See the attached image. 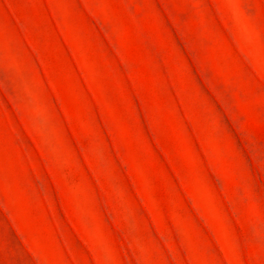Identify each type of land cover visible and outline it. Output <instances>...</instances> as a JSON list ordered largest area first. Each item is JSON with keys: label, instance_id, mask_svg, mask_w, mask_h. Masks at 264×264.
I'll return each instance as SVG.
<instances>
[{"label": "rangeland", "instance_id": "rangeland-1", "mask_svg": "<svg viewBox=\"0 0 264 264\" xmlns=\"http://www.w3.org/2000/svg\"><path fill=\"white\" fill-rule=\"evenodd\" d=\"M0 264H264V0H0Z\"/></svg>", "mask_w": 264, "mask_h": 264}]
</instances>
